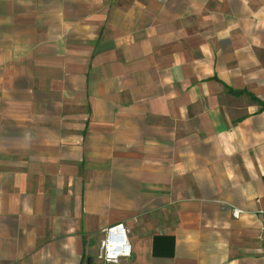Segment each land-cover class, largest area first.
<instances>
[{
	"label": "crops",
	"instance_id": "crops-1",
	"mask_svg": "<svg viewBox=\"0 0 264 264\" xmlns=\"http://www.w3.org/2000/svg\"><path fill=\"white\" fill-rule=\"evenodd\" d=\"M264 264V0H0V264Z\"/></svg>",
	"mask_w": 264,
	"mask_h": 264
},
{
	"label": "built area",
	"instance_id": "built-area-1",
	"mask_svg": "<svg viewBox=\"0 0 264 264\" xmlns=\"http://www.w3.org/2000/svg\"><path fill=\"white\" fill-rule=\"evenodd\" d=\"M264 234V224L262 225ZM133 253L129 230L124 224H117L105 230L98 259L105 264H118L120 260L131 258Z\"/></svg>",
	"mask_w": 264,
	"mask_h": 264
}]
</instances>
